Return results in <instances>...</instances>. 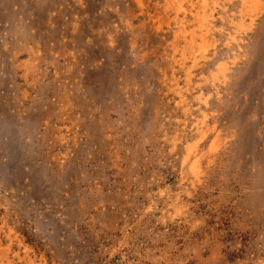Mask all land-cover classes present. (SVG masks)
Segmentation results:
<instances>
[{"label":"rangeland","instance_id":"rangeland-1","mask_svg":"<svg viewBox=\"0 0 264 264\" xmlns=\"http://www.w3.org/2000/svg\"><path fill=\"white\" fill-rule=\"evenodd\" d=\"M0 264H264V0H0Z\"/></svg>","mask_w":264,"mask_h":264}]
</instances>
